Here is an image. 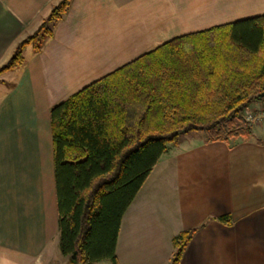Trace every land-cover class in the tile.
I'll use <instances>...</instances> for the list:
<instances>
[{
	"label": "crops",
	"instance_id": "obj_1",
	"mask_svg": "<svg viewBox=\"0 0 264 264\" xmlns=\"http://www.w3.org/2000/svg\"><path fill=\"white\" fill-rule=\"evenodd\" d=\"M61 0H0V65ZM264 16V0H71L38 52L0 76V264L59 250L50 109L166 44ZM25 56V57H24ZM248 108L263 112L264 100ZM249 140L169 145L122 216L118 264H264V125ZM263 143H257V140Z\"/></svg>",
	"mask_w": 264,
	"mask_h": 264
},
{
	"label": "trees",
	"instance_id": "obj_2",
	"mask_svg": "<svg viewBox=\"0 0 264 264\" xmlns=\"http://www.w3.org/2000/svg\"><path fill=\"white\" fill-rule=\"evenodd\" d=\"M61 0L0 75L38 52L70 7ZM264 16L176 39L50 109L59 250L68 264H118L122 216L169 145L249 140L244 111L264 97ZM257 143H263L257 140ZM200 228L173 240L179 264Z\"/></svg>",
	"mask_w": 264,
	"mask_h": 264
},
{
	"label": "rangeland",
	"instance_id": "obj_3",
	"mask_svg": "<svg viewBox=\"0 0 264 264\" xmlns=\"http://www.w3.org/2000/svg\"><path fill=\"white\" fill-rule=\"evenodd\" d=\"M25 57V56H24ZM8 61V60H7ZM6 61V62H7ZM5 62V63H6ZM4 64V63H3ZM2 64V65H3ZM2 65H0V67L2 66ZM5 74V73H4ZM3 75V74H2ZM1 76V75H0ZM260 102V101H259ZM257 103V102H256ZM253 104H255V103H253ZM253 104H251V105H253ZM248 112H250V113H252V115L255 117L254 118V121H253V123H248L249 124V126L251 127V129H252V132L253 131H255V133H256V135H260V126L261 125H264V114H263V112H258V111H256V110H251L250 108H247L245 111H244V113H243V115H244V118L246 117V115H247V113ZM93 264H111L110 263V261H102V262H98V263H93Z\"/></svg>",
	"mask_w": 264,
	"mask_h": 264
},
{
	"label": "built area",
	"instance_id": "obj_4",
	"mask_svg": "<svg viewBox=\"0 0 264 264\" xmlns=\"http://www.w3.org/2000/svg\"><path fill=\"white\" fill-rule=\"evenodd\" d=\"M254 116L252 115V113H250V112H248L247 113V115H246V117H245V120L248 122V123H253V121H254Z\"/></svg>",
	"mask_w": 264,
	"mask_h": 264
},
{
	"label": "water",
	"instance_id": "obj_5",
	"mask_svg": "<svg viewBox=\"0 0 264 264\" xmlns=\"http://www.w3.org/2000/svg\"><path fill=\"white\" fill-rule=\"evenodd\" d=\"M261 96L264 97V94H262Z\"/></svg>",
	"mask_w": 264,
	"mask_h": 264
}]
</instances>
